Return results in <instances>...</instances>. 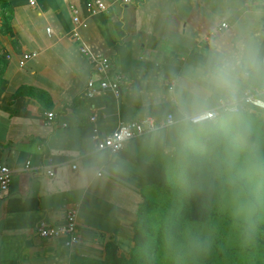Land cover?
Returning <instances> with one entry per match:
<instances>
[{"label": "crops", "instance_id": "0c3cea01", "mask_svg": "<svg viewBox=\"0 0 264 264\" xmlns=\"http://www.w3.org/2000/svg\"><path fill=\"white\" fill-rule=\"evenodd\" d=\"M92 1L4 0L8 10L0 7V27L8 19L17 42L0 31V166L13 170L0 201V264H105L110 242L127 256L139 206L150 197L145 170L180 149L177 125L217 110L241 86L264 88L263 0H100L106 10L90 14ZM82 48L110 60L123 79L119 97H86L94 68ZM225 62L235 68L233 84L220 90L210 79ZM168 114L175 126L117 155L97 151L94 129L102 137L119 123ZM48 159L51 177L42 169ZM34 202L39 207L25 208ZM74 205L77 246L36 235L40 221L60 225Z\"/></svg>", "mask_w": 264, "mask_h": 264}, {"label": "trees", "instance_id": "16d2710c", "mask_svg": "<svg viewBox=\"0 0 264 264\" xmlns=\"http://www.w3.org/2000/svg\"><path fill=\"white\" fill-rule=\"evenodd\" d=\"M0 7L8 10L4 0H0ZM0 31L7 33L13 46L17 45L8 19H3ZM248 121L256 122L253 128L247 127ZM209 124L212 123L177 125L182 143L180 149L165 163L145 170L149 187L157 191L160 198L147 197L140 204L137 220L132 225L130 257L119 255L115 243L110 242L104 246L105 264H163L165 250L181 239L186 224L214 221L218 205L235 184L246 192L247 201L256 210L250 224L237 222L242 239L253 246V253L264 254V224L260 221V208L256 200L245 189L244 180L237 179L235 184H229L221 176L231 168L230 162L223 160L221 151L202 148L207 144L206 138L210 145L226 141L228 137L233 139L234 146L249 155L255 166L264 167V126L252 114L223 115L213 124L215 131L199 135L198 131L207 130ZM34 203L25 208L39 207ZM231 223L233 221L228 220L225 225L230 226Z\"/></svg>", "mask_w": 264, "mask_h": 264}, {"label": "built area", "instance_id": "2783aa9c", "mask_svg": "<svg viewBox=\"0 0 264 264\" xmlns=\"http://www.w3.org/2000/svg\"><path fill=\"white\" fill-rule=\"evenodd\" d=\"M133 1L134 0H120L122 5H129L133 3ZM244 1L248 4L253 2V0ZM29 4L34 6L35 0H30ZM88 7L90 14L106 10V6L100 0H93ZM71 11L74 15L73 23L78 26L80 21L77 17L75 8L72 6ZM225 27L226 24H222V28ZM47 32L50 33L51 30L47 29ZM81 53L89 59L94 68V75L86 84V97L91 99L106 92H112L115 96L119 97L121 95L120 87L123 84V79L121 76L113 74L110 60L103 55L90 53L87 48H82ZM31 57L33 56L25 55L23 60L25 61ZM241 113L254 115L260 119L264 126V88L244 87L237 96L220 98L218 100L217 110L200 112L187 118L184 122L189 125H200L211 123L221 115H236ZM48 117L51 118L52 114H48ZM92 121H94V119H92ZM175 125L176 121L173 115L168 114L164 117L145 116L137 121L119 123L114 131L102 137H99L98 131L94 129L93 134L96 140V149L99 152L117 155L123 151L131 141L150 136ZM46 161L47 164L43 166L42 169L47 176L51 177L53 176L54 165L51 160L48 159ZM29 166L30 162H27L25 170L29 169ZM75 168L76 167L73 166V169ZM12 175V169L6 166H0V201L8 193ZM78 210V205L70 207L66 212L64 222L60 225H52L44 220L40 221L35 230L36 235L42 239H60L64 237L66 247L73 248L77 246L80 242L77 225Z\"/></svg>", "mask_w": 264, "mask_h": 264}, {"label": "rangeland", "instance_id": "374dc122", "mask_svg": "<svg viewBox=\"0 0 264 264\" xmlns=\"http://www.w3.org/2000/svg\"><path fill=\"white\" fill-rule=\"evenodd\" d=\"M216 120L211 123L214 124ZM255 123L248 121L246 125L253 128ZM206 132L209 130L198 131L201 136ZM205 141L207 144L202 146L203 149L221 151L223 160L231 164V168L221 176L229 184H235L237 179L244 180L245 189L260 208V221L264 224V167L255 166L245 151L234 146L231 138L210 145L207 138ZM245 193L235 184L234 189L218 205L214 221L186 224L181 239L165 250L163 264H264V254L251 251L253 246L242 239L241 228L237 224L239 221L250 224L256 212ZM149 196L156 200L160 198V194L153 189ZM228 220L233 221L230 226L225 225ZM125 257L129 258L130 254Z\"/></svg>", "mask_w": 264, "mask_h": 264}, {"label": "clouds", "instance_id": "9594fccd", "mask_svg": "<svg viewBox=\"0 0 264 264\" xmlns=\"http://www.w3.org/2000/svg\"><path fill=\"white\" fill-rule=\"evenodd\" d=\"M234 66L230 62L218 66L211 75L210 83L213 87L220 90H229L233 84ZM207 130L215 131V125H207Z\"/></svg>", "mask_w": 264, "mask_h": 264}]
</instances>
